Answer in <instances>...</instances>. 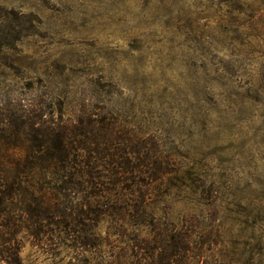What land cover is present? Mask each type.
Wrapping results in <instances>:
<instances>
[{
  "label": "rangeland",
  "instance_id": "1",
  "mask_svg": "<svg viewBox=\"0 0 264 264\" xmlns=\"http://www.w3.org/2000/svg\"><path fill=\"white\" fill-rule=\"evenodd\" d=\"M28 99L151 168L123 209L71 192L68 227L12 233L19 264H264V0H0V126Z\"/></svg>",
  "mask_w": 264,
  "mask_h": 264
},
{
  "label": "trees",
  "instance_id": "2",
  "mask_svg": "<svg viewBox=\"0 0 264 264\" xmlns=\"http://www.w3.org/2000/svg\"><path fill=\"white\" fill-rule=\"evenodd\" d=\"M1 114L0 238L3 231L9 237L2 240L0 258L7 264H19L12 233L26 228L35 234L44 223L68 227L75 220L72 204L61 201L71 192L84 193L78 210L97 221L110 209L124 208L117 207L118 178L145 176L151 168L140 153L142 142L136 153L119 148L115 127L104 119L91 120L90 113L88 121L60 125L46 118V105L28 99Z\"/></svg>",
  "mask_w": 264,
  "mask_h": 264
}]
</instances>
